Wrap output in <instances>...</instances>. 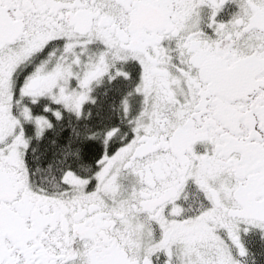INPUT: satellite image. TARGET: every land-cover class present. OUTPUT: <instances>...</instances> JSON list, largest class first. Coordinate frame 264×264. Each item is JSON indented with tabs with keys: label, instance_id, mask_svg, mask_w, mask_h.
Masks as SVG:
<instances>
[{
	"label": "snow or ice",
	"instance_id": "snow-or-ice-1",
	"mask_svg": "<svg viewBox=\"0 0 264 264\" xmlns=\"http://www.w3.org/2000/svg\"><path fill=\"white\" fill-rule=\"evenodd\" d=\"M0 264H264V0H0Z\"/></svg>",
	"mask_w": 264,
	"mask_h": 264
}]
</instances>
